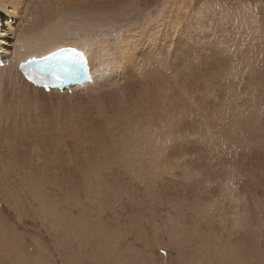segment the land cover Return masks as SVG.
Listing matches in <instances>:
<instances>
[{"label":"rangeland","instance_id":"1","mask_svg":"<svg viewBox=\"0 0 264 264\" xmlns=\"http://www.w3.org/2000/svg\"><path fill=\"white\" fill-rule=\"evenodd\" d=\"M129 1V14L92 28L127 30L132 14L168 0ZM211 3L231 21L241 4L255 34L233 31L235 53L222 36L207 46L220 49L219 77L202 92L214 108L193 103L202 123L168 132L170 152L150 137L146 104L131 121L133 99L29 97L0 81V264H264V0ZM207 16L206 27L221 17Z\"/></svg>","mask_w":264,"mask_h":264},{"label":"bare ground","instance_id":"2","mask_svg":"<svg viewBox=\"0 0 264 264\" xmlns=\"http://www.w3.org/2000/svg\"><path fill=\"white\" fill-rule=\"evenodd\" d=\"M211 2L212 0L210 2L168 0L159 9L148 12L146 16H140L135 12L127 21L131 27L127 30L117 29L115 32L118 33L113 34V31L105 30L96 32L91 24L94 18L104 17L105 15H102L104 13L124 14L126 11L129 14L128 4L131 3L129 0H0V47L5 49L3 60L6 62L8 59L11 60L6 66L0 67V81L10 84L14 91L19 92L17 95L29 97L35 96V93L41 94L40 96L55 94L57 98L62 99L69 96H64L69 93L67 91H71L72 96L101 100L109 98L115 102L122 101L125 105L133 99L132 104L125 107L127 113L139 110L141 103L146 104L148 110L146 108L145 110L153 112L156 121L154 125L158 124L150 137L155 141L162 138L164 142L160 143L163 150L170 152L171 146L174 145L170 144V141L172 142L174 138L168 132L172 133L176 127L190 132L193 127L190 120L193 123H202L198 122V119L204 117L197 111L194 113L189 107L194 103L201 111H205L208 105L212 104L209 101L205 103L206 96L204 97L202 92L206 85H209L208 88L215 86L210 78L219 77L220 49L215 48L213 52H207L210 49L207 46L217 43L222 36L223 41L227 39V44L234 47L235 53L237 47L240 51V47L233 36V31H239V39L243 37V41L250 33L252 36L249 40H252L255 34L257 20L250 12H243L245 9L242 10L241 4L235 8L236 17L231 21L225 15L223 7H217V3H213L209 8ZM210 13L214 18L217 14L221 17L216 18L218 19L216 26L206 27L204 20L201 19ZM229 15L231 17L230 13ZM235 18H241L237 20V24L234 23ZM226 23L228 24L224 28ZM73 29L75 31L78 29L80 33L77 32L76 36H73L70 34ZM69 45L86 53L90 59V80L83 86H70L61 89V92L58 89L46 91L39 85L36 87L28 82L17 71L18 62L21 60L31 56H45ZM193 52H196L195 56L192 55ZM201 65L202 70L199 71ZM211 67L217 68L210 71ZM181 76L183 78L178 81ZM73 81L75 82L74 79ZM11 105L13 107L15 103ZM158 106L160 107L157 110ZM213 108L214 106H209L206 112L209 114L208 110ZM117 113L119 115V111ZM132 114L131 121L136 117V114ZM134 122L133 127H136L137 124ZM152 124L153 120L146 123L147 138ZM131 130L135 131L136 128ZM203 130H206V126ZM155 151L156 149L153 150Z\"/></svg>","mask_w":264,"mask_h":264},{"label":"snow or ice","instance_id":"3","mask_svg":"<svg viewBox=\"0 0 264 264\" xmlns=\"http://www.w3.org/2000/svg\"><path fill=\"white\" fill-rule=\"evenodd\" d=\"M79 55H80L81 59H83V53H80ZM22 67H23V66H22ZM78 70H79V71H83V67H82V65H78Z\"/></svg>","mask_w":264,"mask_h":264}]
</instances>
